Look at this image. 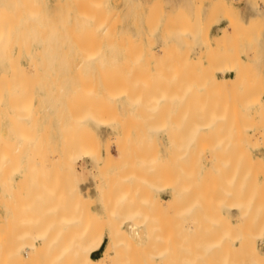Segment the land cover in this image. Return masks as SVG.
<instances>
[{
	"label": "rangeland",
	"instance_id": "374dc122",
	"mask_svg": "<svg viewBox=\"0 0 264 264\" xmlns=\"http://www.w3.org/2000/svg\"><path fill=\"white\" fill-rule=\"evenodd\" d=\"M90 1L93 2V0H90ZM96 1H100L99 4L101 5V3H102V5H103V1L95 0L94 2L96 3ZM94 2H93V4H95ZM53 3H54V0H45L44 7H45L47 12L52 11ZM104 4L105 5H103V6H107L108 8H110L108 10V13H109V11H112V12L114 11V13L116 14L117 20L114 21L113 23H111V25L116 27V28L114 27L115 30L112 29V30H110L109 33H104V32L92 33V32H89L88 29L80 28L79 27L80 22H78L77 19L76 20L72 19L69 22H67V27H66L67 31L64 34V39H63V41L66 43V46H65L63 52L56 53L53 49L51 50V52L48 55L47 54L46 55L36 54V52L32 53V54H29L26 51L22 52L21 55L19 56V62L24 67H27L28 62L30 61L31 57L32 58H42L44 60V62H45V60L47 61L46 58H48L47 63L48 62L51 63L49 66H47L49 68V70L42 73L41 75L37 76V78L36 77L35 78L27 77L29 79H26V77H25L24 79L27 81H24V79L21 80L20 84L23 86V88H24L23 90L25 91V93L27 95H26V97L22 98V100L20 99L21 102H20V100H18V103L17 104L15 103V111H17L16 115L14 112L12 113V111H9L10 108H8L4 111L3 110L0 111V122L3 121L7 117H9V118L13 117V119L15 118L14 121H16L12 125H10L11 124L10 122H8L10 124H8L6 122V123H3V125H2V129L0 130V136L2 138L1 137L0 138L1 139L4 138V141L8 140L6 145L8 144V142H11L9 140H12V143H9L10 145L11 144L12 145L11 146L8 145V147H10V148L7 149V146H5V144L3 143L4 141L2 140L3 144L0 145V148H2L3 150L1 149V151H6L5 154L6 155L8 154V156L10 158L12 157L11 160L12 159H14V160L19 159L18 161H20L21 159H24L25 161H27V159L29 160L28 157H30V156H31L30 160L38 158L40 156H43L44 159L42 162L43 164L41 165V169H39V170L37 169L36 173H38V177L40 175H42L41 177L44 180V182H43V180H38V182L40 181L41 184H37L39 186H37L36 184L35 185L37 187H39L40 189L42 188L41 189L42 191L46 192L49 189V187L52 186V184L55 186V182H54L55 180L59 182V177H60V182L62 181L61 175H60L61 172H63L62 171V169H63L62 163H60V160H59V162L55 161L54 158H52V155L54 152L62 155V153L65 152V150H66V149H64L65 146L63 145V138H62L61 133L59 132V129L57 128L56 121L58 119H60L58 114H60L61 118H63L64 115H66V112L64 113V111L67 110V108H68V110L70 109V106L68 107V104H70L68 102L70 100H67V102H66V99H64L62 101L63 98H60V97H58V98H60L61 100H58L54 93H53V95L52 94L46 95L44 92V90H46V89L49 90V87H51V86L52 87L50 89H52V88L56 89L55 87H58L57 84L62 83L61 82L62 81L61 76L71 74V72H69V70H68L70 67L67 68L64 66L65 68H63V65H61L62 62L60 61V59H62V61L65 60L66 63H68L67 66H69V65H71V62H73L74 60H77L80 58H87V60H86L87 64L81 66L79 68V70L77 71L79 74L78 76H80V78L83 81L88 80L89 78L90 79H94V78L97 79L99 82L98 87H100V83L102 80L105 81L106 83H108V85L110 87H112L110 89V92H112L111 96H112V94H114V95L110 99H105V100H109V102H106V104H104L105 102L102 103V101H101V103L103 104L104 107L102 106L101 103L99 104L100 101L98 103L83 102L81 104H78V105H80L79 107H81L79 114L81 113L80 114L81 116L90 117L92 120H90L91 123L89 122V125L91 126L93 123L92 126L93 127L96 126V128L94 127L95 128L94 129V128H92V126L91 127L89 126V130L91 128L90 131H92V132L90 133V131H88V134H86L87 133L86 131L88 129L87 127H86V131H84V133H82L83 132V130H82V132H81L82 135H80V132H79L80 138L82 137L79 145L80 144L83 145L84 143H86V144L88 143L87 147L84 145L83 146L80 145L81 147L80 146L79 147L78 146L72 147L73 151L71 150L72 148L70 149V151L76 155V157H74L75 155L70 152L71 153L70 158L73 159L74 164H75L74 166L77 167V174H78V175L76 174L77 177L73 176V178H74V179L72 178L73 182H75L77 184V186L82 191L87 186L90 189L92 188L91 190L93 193L89 198H85L86 201H85L84 205L79 204V203H82V202H79L77 204V207H78V205H80L81 207H85L86 209H89V211L91 210V212H94V213H92V215H91V212L90 213L88 212L89 213L88 214L85 211V213L83 215L84 211L82 210L83 211L81 213L82 217L80 215H78V218H77L76 217L77 215L75 216V211H73L71 208L68 209L69 206L64 207L65 209L67 208L66 210L63 208L60 209V207H59L57 210L59 212H57L55 210L56 213L59 215V216L57 215V219H56V221L59 224V226L57 227V230H55L56 228H53L54 224H55V227L58 225L56 221L53 224H47V226L45 223H43V224L40 223L41 225L39 224L40 227L39 226L38 227L41 229L44 227V229L50 233V234L47 233L49 236L50 235L59 236L61 233H62L61 234L62 236H66L67 232L69 233V235L71 234V236H72V234L75 235L76 231L79 232L78 229H81L80 231H82V228H84V226H86L84 228V230H85L88 228L91 229V227H94V228L97 227V228L101 229L103 226L106 225V224H103V222H102L103 219L101 216L102 210L107 211L106 207L103 206V204H102V201L104 202L105 199H102V198L99 199L96 196V194H94L95 192L93 190V186H94L95 179L93 178L90 170H88V167L85 168L84 165L92 167V165L94 163V156L96 154V151L98 150V148L101 151H104V147L107 145V143H108L107 146H109L111 150H110L108 155L107 154L103 155L105 164H112V165L118 166V165H122L128 161L131 162V164H132V162L138 164V162L140 163L143 160V162L147 166L145 168V170H141L138 174V178H140L139 182L142 183L143 187H139L140 192L134 193V195L137 194V197H136V200L134 199V201L131 202V206L128 209V213H131V214L134 213V214H139V215L141 214L142 215V216L140 215L141 217H144L143 215H145L144 218H147V219L149 216H154V217H152V219L154 218V220H157L158 214H159V212H161L159 210V208L157 207L158 206L157 201L161 198H162V201H165V198L166 199L168 198V194H167L168 191L167 190H169V189L167 188V185L170 184V182L172 181V178L175 177L174 175H172L174 173V171H173V173L170 172V171L174 170V168L173 169L170 168V167H173L172 165L170 166L171 162H173L172 164H174V161H172V159H171V158H175V157H172L174 155V154H172L173 152L171 153V148L174 147V148H172V150L174 149L175 154L177 153L176 156H179V157L183 152L186 153V151H187V154H189L190 152L188 150L192 151L195 148L198 149V150H195L196 154L194 152L195 156L193 154V156L195 158H193L192 153H190V155L192 157L191 159H193V160H191L189 158V155H188V158L186 157V160L189 161V159H190L191 164L192 163L194 164L197 160L199 161V162L197 161L199 163L197 168L196 167H195V169L189 168V171L191 170L190 172L188 171L187 168L191 167V164L189 165V162L186 161L188 163V165H187L188 167L185 168V166H184V169L186 171H188V173L185 170L182 171L181 167L179 168V166H178L179 164L178 165L176 164L178 166L177 169H180V171H181L180 172L178 170L179 172H177L175 169V171L177 172V175H176L177 177H178V174H180L182 172L186 176L189 177L188 174L195 170V176L192 175V178H193V176L195 177V178H193V181L196 179L194 181L196 184H193L194 182L192 181L191 175L189 178V179H191V181L185 180V181H187V182H185L184 181L185 178L182 179L185 182L184 183L185 185H187V183L193 184V186H189V187L187 185L186 188L188 187L189 189L186 190V188H185V190H184V192H186V191L188 192V196H190V201L188 200L189 197L187 195L184 194L185 196H182L183 191L181 192L180 190L181 189L183 190L185 186L183 185V183H181V181L179 183V179L177 180V182L179 183V185L177 184L178 190H179L178 198H180V197L181 198L185 197V198L183 200L181 198L178 199L180 201L179 202L177 200V202H179L178 205H176V203H175L173 205L174 207H171L170 209L167 210V214L172 213V216L168 215L170 217H173V215H176L174 213V210H175V212H177L179 210L181 212L183 211L181 213L182 215L184 213V217L182 216L183 219H181L182 217L178 212H177V214H179V215L176 216V217H180L178 220L181 222L178 221V224L176 223V225L178 226V230L182 231L181 236H182V234L185 233L184 229H186L185 226L188 224V223L186 224L187 219L190 220L189 223H191V221L196 222L195 221L196 219L199 220V218H202V217H198V214L196 212L199 211V214H200V211L206 212V210L209 209L211 202L206 203V201H204L202 199L200 200V195L202 193H204V194L206 193L205 195H207V196H209V195L212 196V197L209 196L210 201H212L213 199L214 200L217 199V201H218L219 200L218 197H221L220 199L223 201H221V200L218 202L216 201L217 204L219 203L218 207H220L221 209H223L224 205L229 204L230 203L229 200L235 194H237L232 199H234V201H237L236 199L238 197H240L242 205H244V208L246 207L244 212H247V213L249 212V214H250V212L252 213L250 215L247 214L245 216V217H247L248 215L250 216L248 219L250 220V218H251V220H250L251 223H253V221L256 220L257 218H260V215L262 218V216H264V215H262V213H264V138H262L260 134L261 133L264 134V0H104ZM65 5L68 7L67 11L69 13L70 12V6H71L70 0H67L65 2ZM221 22H225L226 25L221 27V28H215V29L213 28L214 25H217ZM55 36L57 37L58 35L56 34ZM215 38H220L219 45L214 44L212 42V40ZM30 40H31V38L28 39V41H30ZM57 50H58V48H57ZM158 56L159 57L161 56L163 58V61L160 62V60H162V59H160ZM113 58L118 59L115 62V63H117L116 67L114 66L116 70H113V73L111 72L110 74L109 73L107 74L105 72L109 66L108 67H106V66L108 65L109 61ZM153 58H156V59L159 58V61L156 59H153ZM1 59L5 63H7V57L4 54H2ZM155 60L158 63L155 62ZM154 66L161 67V69L166 71V73L169 75V77L171 76L168 81H171V79H172L171 82L175 83V80L177 81L175 84L172 83L173 86L170 84L171 82H169V84H168L169 86H166L168 88V90H169V87L172 88L173 90H175V88L177 86H180V87H177V89L174 92L172 91L174 94L171 93V91H170L171 89L169 90L170 92L168 91V95L171 93V95L173 97L172 98L168 97L165 99L167 101L166 104H168L167 108H165L167 105H164V103H163L164 101H162V102L156 101L154 97H153L154 98L153 101L157 102V103L156 104L153 103L154 106H152V104L150 103V100H152V98H149L150 100L147 101L148 98H146L147 99L146 100L144 95L141 93L142 91H140V90H142V88L140 89L139 86H136L138 83L140 85V83L143 81V79H140L139 77L143 78L144 74L146 75L147 69H149L150 67H154ZM9 67H12V66H9ZM27 69H29V68L27 67ZM64 69H65V71H64ZM0 72H1V68H0ZM175 74H178L179 77H178V75H175ZM52 76H53V78H52ZM109 77H111V78L109 79ZM172 77L173 78L175 77L174 80ZM182 77H184V78H182ZM42 78L43 79L45 78V79L42 80ZM101 78H102V80H101ZM103 78H105V80ZM38 79H39V81H38ZM51 79H52V81H51ZM53 79H54V81H53ZM55 79L56 80L58 79V81L55 82L56 81ZM111 79H113V80H111ZM115 79H117V80H115ZM134 79H135V81H134ZM180 81H182V82H180ZM183 82H185L184 84L187 86V88H193L194 87L195 89H197L196 90L197 92L195 93V91H193L192 95H196L198 93V91H201L199 89L200 85L199 86L196 85L199 82L201 84H203V83L204 84H206V83L216 84V86H218V88H219V90H217L218 94L214 93V95L210 94L211 96H208V97H211L210 100H212L213 96H215V98L212 102L208 100L209 106L206 107L207 104H206L205 100L208 99L207 96L204 95L203 99L204 98L205 99L203 100L201 98V100H203L204 102L200 103V99H199L200 97H198V96L201 94H199V95L197 94L195 96V97H197V99H195V97H193L190 94L191 95V99H190L189 94L187 93V95H186V93H184V89L182 88L183 93L185 94L183 96L184 97L186 96L187 98L183 97V100H181L182 96L181 97H178V96L181 94L180 89H181ZM4 83L6 86L7 85L6 82H1L0 85L2 84V86H3ZM54 84H55V86H54ZM111 84H113V85L111 86ZM184 84H183V86L186 87ZM141 85H140V87H141ZM192 85H193V87H192ZM2 86H0V87L2 88ZM3 88H5V87H3ZM135 88H137V90H135ZM178 88H180V89H178ZM187 88H186V91L188 90ZM26 89L28 91L30 90L29 93H27L28 91H26ZM112 89H113V91H112ZM191 90H194V89H191ZM219 91H221V92H219ZM129 92H131V93H129ZM175 93L178 94V96ZM220 93H221L222 101L219 100L220 98H218ZM202 94H204V93H202ZM30 95H31V97H30ZM51 95L54 96L53 97L54 99L51 98ZM127 95H129V96H127ZM27 96H29V97L27 98ZM47 96H50V97L47 98ZM55 97H56V99H55ZM142 97H144V100H142L143 102L141 101V99H143ZM25 98L27 99V101ZM175 99H176V102L173 101ZM178 99H180V100H178ZM187 99H189V100H187ZM198 99H199V102H197ZM6 100L8 101L7 97H6ZM11 100L12 99H10L9 101H11ZM97 100H99V99H97ZM102 100L105 101L104 99H102ZM193 100H196L197 103ZM216 100L219 101V103H217ZM112 101H113V103H111ZM133 101H135V103ZM145 101L147 102V104L145 103ZM180 101H182V103H180ZM183 101L185 102L184 104H183ZM186 101L189 103L188 105H187ZM191 101H192V103L193 102H195V103L192 104V103H190ZM12 102H13V100H12ZM114 102H115V104H114ZM141 102H142V104H141ZM223 102L224 103L226 102V103L223 104ZM22 103H24V104H22ZM85 103H87V104H85ZM139 103H140V105H142V107H143L142 110H144V111H148L149 109H147V108H151V106H152L151 109L153 111L150 110L148 112L150 114V116L148 113H146L147 116H149V118L147 117L148 119H146L145 113H144L145 114L144 116H141L142 110L138 111V109L141 107V106L140 107L137 106V104L139 105ZM143 103L146 104V106L143 105ZM161 103H163L164 109L166 111H168V113H170V114H171V112H173L172 114L175 117H172L173 115L170 116V114H168L167 112L164 114H160L161 115L160 116L159 112L165 111L164 109H162L163 107H162ZM178 103L180 104V106L178 105ZM203 103H205L206 105ZM97 104H98V106H96ZM133 104H135V105H133ZM185 104H186L187 108L185 107ZM191 104H192V108L189 107V105H191ZM200 104L202 106H200ZM215 104L217 107L215 106ZM220 104H222V105H220ZM86 105H90V106H86ZM126 105L127 106L130 105L131 107L137 108V112H138L137 115L133 116V114H132L133 118L128 117V114L127 115L125 114L126 113L125 110H126V108H128V107H126ZM148 105L149 106L151 105V106L149 107ZM157 105H158V107L161 106L162 108L157 109ZM16 106H18L17 108L19 110H16ZM61 106L63 107L64 111H63V109L60 108ZM177 106H179V107H177ZM182 106H184V108ZM23 107L25 109H21ZM114 107H116V108H114ZM197 107H199L201 109H202V107H204V109L210 108L209 109L210 112L208 109H206V110L202 109V111L200 112V111H198L200 109H197ZM179 108L180 109L183 108V111H180ZM188 108L191 110L193 108H196V110L193 109L194 113L197 116L200 115V113H201L202 116L201 115L200 116L205 117V120L201 121L204 118H202L201 120L197 119V118H201V117L195 118L194 114H193V118H195L197 120L193 119L191 117L192 116L191 112ZM212 108L214 109L213 111H212ZM60 109L62 110V113H60L61 112V111H59ZM154 109L156 111L159 110V112L156 113L157 116H156V114H154V112H156ZM215 109L217 110L216 113H218V114H217V116L213 117L212 112L216 111ZM68 110H67V112H68ZM203 110H204V115L202 114ZM19 111L20 112L23 111L22 116L24 118V114H25V117H26L25 119L21 120V116H20L21 113L19 114ZM58 111H59V113H58ZM178 111H180L178 113L180 115L185 114V117L183 115V119L179 116L180 121L176 117L177 114H175V112H178ZM188 111L190 112V115L186 114V113H189ZM205 111H207L209 113V115L211 114L212 117H210V116H209L210 118L207 117V115H205ZM4 112H5V114H7V115L10 114V115L6 116L4 114ZM152 113L157 119L152 115ZM11 115H13V116H11ZM142 115H143V113H142ZM162 115L163 116L165 115V117L163 118ZM168 115H169V117L167 118L166 116H168ZM220 115L223 116L222 119H220L221 118ZM140 116L143 118H140ZM57 117H59V118L57 119ZM158 117L159 118L161 117L160 118L161 120L158 119ZM186 117H188V118L191 117L194 120V122H195L194 124H196L194 126L196 128H198L197 133L192 132L194 130H191V128L188 129V127H191V125L193 124V123L191 124V122L193 120L189 121V119H191V118L188 119ZM151 118H153V120H151ZM174 118H175V120L177 118V120H178V122H176L177 124L175 123ZM208 118L210 119L209 120L210 124H212V127H211L212 131L207 130L208 123L202 124ZM224 118L226 121H224ZM17 119H18V122H17ZM141 119H143V120L146 119V120H144L146 122H143V120H141ZM186 119L188 120V122L186 121ZM211 119H212V121H211ZM215 119L216 120L220 119L223 121H221V123H220V120L216 121ZM149 120H151V121H149ZM162 120H163V122H162ZM166 120H167V123L165 122ZM23 121L25 122L24 128H22V125H24ZM141 121L143 122V124L141 123ZM148 121L151 122V125L149 124ZM158 121H159V123L161 121L163 124L160 125L161 123L159 124ZM101 122H103V123H101ZM196 122H198V123L200 122V123L198 124ZM215 122H217V123H215ZM15 123H18V124H15ZM104 123H110L112 125H110V124L104 125ZM145 123H147V124H145ZM152 123L154 124V127H152L154 132L149 127V126H153ZM180 123H181V125H180ZM184 123L185 124L189 123V125L190 124L191 125L187 127V125H184ZM213 123H215V124H213ZM14 124L17 126L20 125V126L16 127V128H18L17 132L14 130L15 129ZM156 124H157V127H156ZM166 124L167 125L170 124V125L167 126ZM98 125H102V126H98ZM215 125H218V127L224 126V128H221V127L218 128ZM12 126H14V129ZM144 126H145V128H144ZM181 126H184V127H181ZM200 126H201V128H200ZM214 126H215V128H214ZM19 127L22 128V130L20 129L21 131H19L20 133L18 132ZM162 127L163 128L166 127L165 129H167V130L163 129ZM141 128H144V130H141ZM176 128L177 129L179 128V129L177 130ZM183 128H184V130H188V131H184V132H186L187 135L184 134V132H181V135L182 136L184 135L183 137H181L182 138L181 139L180 138L181 135H179V137H178L177 133L180 132L181 129H183ZM192 128H193V126H192ZM196 128H195V130H196ZM199 128L201 129V131L204 132V134H207L208 132H210V134L208 133L209 137L202 135V136H205L204 138L206 141L203 140V142H202L199 140V134L201 135V133L199 132ZM214 129L215 130L217 129L216 132L219 133V135L217 133L216 137H219V138L221 137L220 138L221 140L219 138L217 139L220 141V143H218V141L216 143L217 146L219 145L218 147L216 145H214V143H213V142H215L213 140H216V139L214 138V136L213 137L211 136L212 132H214ZM140 130H141V133H143L142 131H144V133H145V136L142 135L141 138L139 137ZM145 130H147V132ZM171 130H175L177 132V133H175V135L180 140H182L184 144L182 143V141H180L178 139L177 140L174 139L175 136L174 137L168 136L170 134L169 131H171ZM224 130H226V131L223 132ZM227 130H228V132H227ZM22 131H23V133H22ZM189 131H191L193 138H192V135ZM234 131H235V133H234ZM260 131H262V132H260ZM13 132H14V134H13ZM205 132H207V133H205ZM166 133H168V134H166ZM224 133H226L225 135L228 134L229 136L227 135L228 136L227 137V136L223 135ZM233 133L235 136L232 137ZM15 134H16V136H15ZM22 134H23V136H22ZM129 134H131V135L129 136ZM134 134H135V136H137V134H138L137 138H135V136H132ZM188 134L190 136L189 139L187 137ZM196 134L198 136H194ZM215 134L216 133L214 132V134H212V135H215ZM83 135L85 136V139H84ZM154 135H156V136H154ZM21 136L23 139L21 138ZM122 136H123V139L121 138ZM125 136H127V137H125ZM194 137L195 138L197 137L196 139L198 140V142L196 141V139ZM206 137L208 139L211 137L210 138L211 140H212V138H214V139L211 142V141L207 140ZM77 138H78V135H77ZM128 139H129V142H125V140L128 141ZM136 139L137 140L140 139V140L137 142ZM191 139H192V141H191ZM200 139L202 140V138H200ZM226 139H227V141L230 140L229 141L230 143L225 142ZM19 140H20V142H19ZM25 140H27V141H25ZM188 140H189V142H188ZM222 140H224V143H227V145L229 144V146L231 145V141L233 143V141L237 140V141H235V144L233 147V148H236V151H237L236 152L234 149L233 159L231 157V160H230V158L227 157V156L232 154L230 152L232 149L229 148V150H228L227 149L228 147L226 148V146H224L225 144L222 142ZM15 141L18 143L16 144ZM115 141H118L120 143H124L125 145L122 147L116 148ZM167 141L170 144V147H167V148L165 145L158 146L156 144V143H158V144L165 143ZM170 141L171 142L174 141V144H173L174 146L171 144ZM22 142H23V144H22ZM175 142H179V144L177 145V143H175ZM187 142L189 143V147H191V145H192L191 148L187 149V147H188V145H186ZM194 143H195V145L198 144V146L199 145H201V146L198 147L196 145V147H195ZM205 143H208V144H205ZM209 143H212L213 146L211 144L209 145ZM18 145H20V146H18ZM222 145L224 146V148L222 147ZM1 146H3V147H1ZM24 146H25V148H24ZM35 146H37V147H35ZM63 146H64V148H62ZM193 146H194V148H193ZM215 146L217 148H221L219 150L220 152H222L223 150L226 149L229 151V153H231V154L227 153L228 154L227 155L224 152L225 156L222 153H221L222 155L218 154L219 158H220V156L221 157L224 156V157L220 158L221 160L218 158V160H220V161H218L217 165L219 167L220 166L219 164L222 163L223 164L222 168L225 167V169L223 168L222 170H219L218 174L215 173L216 175L211 170V163H210L211 161H210V157H209L210 152H208V150L209 151L213 150L215 148ZM14 147L15 148L18 147L20 149L18 150V148H16V150H14L15 149ZM84 147H85V151H83ZM181 147L182 148L185 147V151ZM29 148H32V149H29ZM37 148H38V150L40 148V150H39L40 156H38ZM74 148H76L77 150ZM80 148L83 150L79 151ZM211 148H213V149H211ZM222 148H223V150H222ZM62 149H63V151H62ZM180 149H182L183 152H181ZM8 150H9V152H8ZM13 150H14V152H13ZM17 150H18V152L19 151L20 152L18 154H15V152H17ZM28 150L29 151L31 150V152L35 150L34 156L29 155V153H27ZM42 150H43V152H42ZM74 150H76V151H74ZM11 151L15 154L14 156H13V153H11ZM57 151H59V152H57ZM93 151L95 152V154ZM177 151H179V152H177ZM239 151H240V153H239ZM2 153H4V152H2ZM9 153H11L12 156ZM87 153L92 154V156L87 155ZM169 153L172 154L171 158H170L171 154L169 155ZM184 153L182 154V156L183 155L187 156V154H184ZM207 153L209 154V156ZM237 154L240 155V157ZM168 155H169V157H168ZM242 155L244 156V158ZM179 157H177V159H179ZM226 157L228 158V160ZM240 159H242L245 163L242 161H241L242 162L241 163ZM14 160H12V161L14 162ZM224 160H225V162H222ZM16 161H15V163H17L18 167L19 168H20V166L22 167L20 162L18 163V161L17 162ZM231 161H232L233 168L234 167L237 168V166H239L237 169L234 168L236 170V172H239L238 169L240 168L241 174H239L238 176H237V173L234 172V170L232 171L233 168H231V164L229 166L228 162L231 163ZM200 162H202V163H200ZM15 163H14V166H12V168H11L12 170H9L10 168L5 169V167H3L5 169V170H3L2 167H0V170L2 172H4V173H2L0 171V174H1L0 175V184L3 186V188H2V186L0 185V191H1L0 192V195H1L0 196V199H1L0 200V215H2L3 217L5 214L6 206H8L12 202V200L17 195H19L20 192L22 190H24V188H25L23 186L25 185L26 181L25 180L22 181L23 178L25 179V176H23V175L20 176L19 174L16 173L15 170H17V169H14V167L17 165H15ZM58 163H60V165ZM238 163H240L241 165H239ZM243 163H244V165H243ZM195 164L192 167H194ZM225 164H228V165H225ZM235 164L237 166H234ZM12 165H13V163H12ZM207 165L210 167V170H208V171H211L212 172L211 175H214V178H213L214 183L213 182L210 183L212 181V177H213L211 175H209L210 179H211L210 182H207V181H209V180H207L208 179L207 175L209 172H206V173L204 172L206 176L201 174L202 170L204 171V169L208 168ZM58 166L61 168H59ZM228 166H229V169L227 170ZM244 166H246V167L248 166L247 167L249 170L248 172L245 171V169L247 170V168ZM220 167H219V169H220ZM59 169L61 171H59ZM241 169H243V171H245L247 173V178L249 177L248 179H246L245 177L242 176L243 173H245V172H243ZM226 170H227L229 178L231 176L232 177L234 176L233 178L232 177L230 178V181H229V179L228 180L224 179L225 177H227ZM44 171H46L45 172L46 174L44 173ZM47 171L49 173L48 175H47ZM220 171H222V173H220ZM223 172H225L224 175H226V176H222ZM112 173H115V171L114 172L112 171ZM248 173L251 174V178L248 175ZM4 174H6V175H4ZM25 174L26 173H24V175ZM169 174L172 175V177L169 176ZM219 174H220V176H219ZM229 174H231V175H229ZM111 175L112 174L109 175V177L111 178V183H114V181L117 179L118 176L116 173L113 174L112 177H111ZM201 175L203 176L202 182H201V179H202ZM43 176H44V178H43ZM46 176L48 177V179ZM54 176L56 178L58 176V179L54 178ZM114 176H116L115 179H113ZM198 176H200V179L198 178ZM220 177H222V178L224 177L223 181H227L226 185L228 183L229 187L226 186L223 181H221ZM235 177H237L236 180H235ZM19 178H21V180ZM38 179H40V178H38ZM5 180H6V182H5ZM47 180L52 182V184H48L49 181L47 182ZM198 180H200L199 183H197ZM205 181L207 182V186H205V184H206ZM235 181H238L239 183H241V184H239L237 182L238 186L236 185V189H238V191L235 190L236 193L235 194L233 193L232 194L233 196L231 194L228 195L229 192L232 193V191H234V187H235V183H236ZM73 182L71 181L72 184H73ZM158 182L160 185L157 184ZM81 183H83V187H81V185H80ZM141 183H139V184H141ZM56 184H57V182H56ZM154 184H157L158 186H156ZM180 184H182V187ZM192 184H189V185H192ZM198 184H201V185L199 186ZM215 184H216V186L219 185L220 189H221V187L224 189L223 192H222L223 189L222 190L217 189V190H219V192L220 191L222 192V195H220L221 193L219 194V192H214V193H216L214 196L213 192H211V189L216 187ZM230 184H232V185H230ZM46 185H48V186H46ZM89 185H91L92 187ZM194 185L195 186L197 185L199 187H197V186L194 187ZM233 185H234V187H232ZM59 186H60V184H59ZM210 186H211V189L209 190ZM158 187L162 188V189H158ZM193 187L196 188V190L193 189ZM219 187H216V188H219ZM237 187H239V188H237ZM82 188H84V189H82ZM179 188H181V189H179ZM190 188L193 189L192 192L190 191ZM199 188H200V190H199ZM206 188L208 189V191L206 190ZM239 189H241V190H239ZM12 190H14V191H12ZM13 192H14V195H13ZM18 192H19V194H18ZM115 192H116V190H111V193L109 192V196H108V198H106L109 202H106V206L109 205L111 202L110 194L113 195ZM187 192H186V194H187ZM15 193H17L16 196H15ZM138 193H140V194H138ZM204 194H202V196H205ZM226 195H227V198H226ZM197 196H198V199H197ZM207 196H205V198H207ZM236 196H238V197H236ZM67 197H69V196H67ZM187 197H188V199H186ZM193 197H194V199L196 198L195 199L196 203L199 202L200 204H202V201H203L202 207L200 205V208H199L198 203L197 204L193 203V202H192L193 204L190 203L191 200L193 199ZM213 197H216V198H213ZM4 198H5V200H4ZM6 198H8V199L11 198L10 199L11 202L7 201L8 199H6ZM205 198H203V199H205ZM74 199L75 198H72V200H74ZM224 199H226L225 201L228 200L229 202L226 203L224 201ZM64 200H65V197H64ZM184 200H186L187 203L189 201V203L191 205H189V207H188L187 203L182 202ZM205 200H207V202H209L208 199H205ZM214 200H213V202H215ZM54 201H53V204H56V203H54ZM231 201H233V200H231ZM58 203H59V200H58ZM58 203H57V207H58ZM182 203H183V205H182ZM47 204H49V206H50V202H48ZM208 204H209V206H208ZM59 205H60V203H59ZM175 205H176V207L178 206L177 207L178 210L175 209L176 208ZM203 205H205L204 207L207 206L206 210L204 209ZM51 206L53 207L55 205H51ZM153 206H155V208ZM179 206L182 207V209H180ZM201 208L204 210H202ZM196 209H198V211ZM65 211H67L66 214L64 213ZM149 211H151V212H149ZM60 212H61V214H60ZM70 212L72 215V219L70 218L71 220L69 219V217H71V216H69L70 214L68 215V213H70ZM135 212H137V213H135ZM194 212H195V214H197L196 216H193ZM143 213H145V214H143ZM190 213H193V215H191ZM259 213H260V215H259ZM185 214H190V215L188 216ZM203 214H204V212L202 213V216H203ZM67 215H68V217H66ZM252 215L255 216L254 217L255 219L253 218ZM64 216H65V218H64ZM186 216H188V218H186V220H185ZM3 217H1V219H4ZM59 217H61V218H59ZM75 217L77 218V220ZM87 217L88 218L92 217L93 219H100L101 218V222L94 220L98 223L100 222V224H98V223L95 224L94 221L92 220V218H90V220H92L93 222L89 220L90 221L89 225H83V227L81 228V225L78 223H81L80 221H82V223H83V220L87 221V219H88ZM245 217L242 219H237L236 216L234 215L233 220H230L231 217H229V218L226 217V220H228V219L230 220L229 221L230 224L228 223L225 225V223H227V222H224L223 224L225 226H227L226 229L230 226V228H228V229L231 232L228 231V233L226 232L225 234L224 233H222V234L220 233V234H221V236L223 235V237H225V239L227 237L228 240L227 241L224 240V241L226 242L225 244H227L228 241L230 242V243H228L229 247L227 245L228 249H227V253L225 254V256L222 255L220 252H218V254H217V251L219 250V248L217 249V251L216 250L215 251L214 250L209 251L210 252L209 254H211V255L208 254L210 257L208 255H206V257L208 256V260H211L212 264H215L216 262H217V264H219V263L222 264L223 263L222 261H224L223 264H228V262H230V264H232V263L235 264L236 263L235 260L237 261V259L238 260L241 259L239 257V253H238V244L240 243L239 239L241 238V235L243 236L242 233L247 231V228L245 226L246 224L244 223V221L247 222L248 220ZM80 218L81 219L83 218V219L81 220ZM149 218L152 222L153 220L151 219V217H149ZM252 218H253V221H252ZM261 218H260V220L257 219V220H259L258 221L259 224L264 222V219H262V221H261ZM65 219H67L69 221L66 220L67 221L66 222ZM257 220H256V222H257ZM221 221H222V219L218 221V223L220 222L219 223L220 226L218 224V227H217L219 229V231H220L221 227H222V229H225L224 225H222L223 221L222 222ZM72 222H73V224H72ZM151 222L149 223V225H153L152 227L150 226V228H153L155 226L154 223L156 221L155 222L153 221L154 223L153 222L151 223ZM173 222L174 223H172V225H170V226H173L176 221H173ZM182 222H183V224H182ZM0 223H2V225H5V230H4L3 227L1 228V224H0L1 231L4 230V232L0 231V233H2V234L5 233L6 228H7L6 226H8V228H7L8 231L11 228V231L13 232L14 227L11 223H7L5 220H2ZM76 223H77V227H78V225H80L79 228H76V225H75ZM91 223L95 224V226H92ZM179 223H180V226H179ZM247 223H249V222H247ZM251 223H249V224H251ZM86 224H88V223H86ZM262 224H264V223H262ZM262 224L260 226L258 225L259 228L261 226H264ZM69 225L71 226L72 231H70V230H69L70 232L65 231L68 229V227H70ZM231 225H233L234 229L231 227ZM66 226H68V227H66ZM73 226L75 227L74 230H73ZM170 226H168V227L171 229ZM247 226H248V224H247ZM256 226H257L256 223L250 226L251 228L252 227L253 228L249 232H251V234H254L253 236L256 237V238L253 237L254 242L250 241V244L256 243L257 245H259L261 247V252L264 253V231H262V233L259 232L258 226H257V228H255ZM12 227H13V229H12ZM59 227L64 230V233L62 232L63 230L62 231L58 230V229H60ZM179 227H180V229L182 228V230H180ZM48 228H49V231H48ZM51 228L54 230H51ZM103 228H106V227H103ZM174 229H175L174 227L171 229V233L174 231ZM226 229H225V231H226ZM15 230H16V228H15ZM154 230H155V228H154ZM248 230H250L249 227H248ZM261 230H264V228H262ZM50 231L53 233L55 232L56 234H51ZM179 231H177V228H176L174 231V235H176V232L179 233ZM232 231H236L237 233L232 232ZM249 232H246V234L251 235ZM258 232H259V234H258ZM229 233H230V235H229ZM232 233L234 234V236ZM226 234H228V236ZM236 234H237V236H236ZM170 235L172 236V234H170ZM60 236H59V238H60ZM221 236L219 238H221ZM230 236L233 238H231ZM249 237L251 238V236H249ZM173 238L174 237H172V239L170 238L168 240V242L170 240H172L171 241L172 244L173 243L176 244V242H179V243L176 244L177 246L175 244H173V248H175V249H173L172 247L168 248V249H170L169 254L174 250L171 253V255H167V253L165 255H167L168 258L170 256L171 257L170 260H172V257H173V260L174 259L177 260L180 257L179 254L182 253L180 251H183L186 249V252H187L188 244L191 241L188 238H187L188 242L184 239V242H185V244H187V246L186 245L182 246L181 245L182 244L181 242H183L182 237L181 238H180V236L175 237V240ZM253 238H251V239H253ZM243 241H244V239H243ZM245 241H246V239H245ZM168 242H167V244H168ZM171 242H169V244ZM241 242H242V240H241ZM147 243L149 244V242H147ZM172 244H170L168 246H171ZM243 244H246V242H244ZM247 244H249L248 241H247ZM191 245H194V244L190 243L189 246H191ZM178 246H179V248H178ZM127 247L121 246V248H123V249L120 250V248H118L117 250H118V255L122 254L121 257L119 256V259L120 258L122 259V256L124 258V259H122L121 262H123L125 260L126 262L129 263L130 259L133 258V259H131L130 264H133V263L138 264L139 262L142 264H144V263L148 264L149 263L148 260H146L144 258V255H142L143 253L140 252V251L145 252L144 249H146L145 253H147L145 255H149L150 257H152L151 255H153V253L155 251H158V249H156V248L147 249L148 247L147 248L140 247V249H139V247H138V249H137V247H134L133 249H131L130 247H128V251L126 249V251L128 252L127 253L124 250V248H127ZM184 247H186V248H184ZM142 248H143V250H142ZM176 248H178L177 251H176ZM180 248H181V250H179ZM231 248H233V249H231ZM134 249H136L137 252ZM168 249H167V251L166 250L165 251L168 252ZM230 249L232 251H230ZM123 250L125 251L126 255L123 254V252H124ZM221 250H222V248H221ZM119 251H121V253ZM130 251H133V252L135 251L136 254L132 252L133 253V255H132V253H130ZM151 251L152 252L154 251V252L152 253ZM99 252L100 251H97L95 254H93V256L98 255ZM193 252H194V250H193ZM229 252L230 253L232 252L233 256ZM173 253H175L176 255L174 254V256H172ZM138 254H140L141 256ZM183 254H184V252H183ZM229 254H230V256H228ZM136 255L138 257L137 260H139V261L137 262V260H136V263H135L134 261H135L136 257H134V256H136ZM216 255H219L218 256L219 258H215ZM130 256H132V257L130 258ZM222 256H224V260H222L223 259ZM221 257H222V259H221ZM226 258H230V259H227V261H225ZM151 259H149V261ZM216 259L218 261L219 260L220 261L218 262V261H216ZM231 259L232 260L235 259V260L232 262V261H230ZM132 260H134V261H132ZM225 262H227V263H225ZM151 263H152V260H151L150 264ZM244 264H247V263L245 262Z\"/></svg>",
	"mask_w": 264,
	"mask_h": 264
},
{
	"label": "bare ground",
	"instance_id": "6f19581e",
	"mask_svg": "<svg viewBox=\"0 0 264 264\" xmlns=\"http://www.w3.org/2000/svg\"><path fill=\"white\" fill-rule=\"evenodd\" d=\"M67 0H54V3H53V6H52V11L51 12H47L46 11V9H45V7H44V3H45V0H0V68H1V72H0V83L1 82H6L7 83V85L5 86V83L3 84V86H2V84L0 85V86H2V88L0 87V111L1 110H6V109H8V108H10V110L9 111H12V113L14 112L15 113V115H16V113H17V111H15V103L17 104L18 103V100H22V98H24V97H26V93H25V91L23 90L24 88H23V86L20 84V82H21V80L22 79H24L25 77H26V79H29V78H37V76H39V75H41L42 73H44V72H46V71H48L49 70V68L47 67V66H49L51 63H47V61H48V58H46L47 59V61L45 60V62H44V60L42 59V58H30V61L28 62V65H27V67L29 68V69H27V67H24L20 62H19V56L21 55V53L22 52H24V51H26L27 53H29V54H32V53H35L36 52V54H44V55H48L50 52H51V50L53 49L56 53H60V52H63V50H64V48H65V46H66V43L63 41V39H64V34L66 33V31H67V29H66V27H67V22H69L70 20H72V19H77V21L78 22H80V25H79V27L80 28H85V29H88L89 30V32H92V33H101V32H104V33H109L110 32V30H115V26H113V25H111V23H113L114 21H116L117 19H116V14L114 13V11L112 12V11H109V13H108V10L110 9V8H108L107 6H103V5H105L104 4V0H101V1H103V5H102V3H101V5L99 4L100 3V1H96V3L94 2L95 0H93V2L95 3V4H93V2H91L90 0H70V12L68 13V11H67V6L65 5V2H66ZM109 2V1H108ZM98 4V5H97ZM72 23V22H71ZM83 24V25H82ZM115 27V28H114ZM58 35L57 37L55 36V35ZM30 36V37H29ZM31 38V40L30 41H28V39H30ZM212 42L214 43V44H218L219 45V42H220V38H215V39H213L212 40ZM57 48H58V50H57ZM2 54H4L6 57H7V63H5L1 58H2ZM63 54V53H62ZM59 57V56H58ZM156 57V56H155ZM159 57V56H158ZM157 58V57H156ZM156 58H153V59H156ZM160 59H162V60H160V62L161 61H163V58L160 56L159 57ZM159 58L158 59H156V60H158L159 61ZM59 59V58H58ZM86 60H87V58H80V59H77V60H74L73 62H71V65H69V66H67L68 65V63H66V61L65 60H63L62 61V59H60V61L62 62L61 63V65H63V68H65V67H70L68 70H69V72H71V74H67V75H64V76H61L62 77V83H60V84H57V86L58 87H55L56 89H50L51 87H49V90H44V92H45V94L46 95H50V94H52L53 95V93L55 94V96L57 97V99L58 100H61L60 98H63L62 99V101L64 100V99H66V102H67V100H70L68 103H70V104H68V107L70 106V109L68 110V108H67V110H68V112H67V110H65L64 111V109H63V107L61 106L60 108L61 109H63V111H64V113L66 112V115H64V117L63 118H61V116H60V114H58L59 115V117H60V119H58L59 117H57V121H56V125H57V128L59 129V132L61 133V135H62V138H63V145L65 146V148H64V146L62 147V148H64V149H66L65 150V152H63L62 153V155L61 154H59V153H56V152H54L53 153V155H52V158H54V160L55 161H57V162H59V160H60V163H62V167H63V169H62V171L63 172H61V179H62V181L60 182V177H59V182L58 181H54L55 182V186L52 184V182H50L49 180H47V182L49 181V183L48 184H52V186L51 187H49V189L45 192V191H42L39 187H37V186H39V185H37V184H41V182L39 181L38 182V180H43L42 179V175H40L39 177H38V173H36V170L38 169H41V165L43 164L42 162H43V159H44V157L43 156H40V154H39V150H40V148H39V150H38V148H37V152H38V156H40V157H38V158H35V159H31L30 160V158H31V156L30 157H28L29 158V160L27 159V161H25L24 159H21L20 161H18L17 159H12V160H14V162L11 160V158L8 156V154L6 155L5 154V152L6 151H1V149L2 148H0V167H2V169L3 170H5V169H7V168H10L9 170H12L11 168H12V166H14V163H15V161L17 160L18 161V163L20 162V164L22 165V167L20 166V168L18 167V165H17V163H15V165H17V166H15L14 167V169H17V170H15L16 171V173L17 174H19L20 176H25V179L23 178V180L22 181H26V183H25V185L23 186V187H25L24 188V190H22L21 192H20V194H19V192H18V194L19 195H17L16 196V194L17 193H15V198L12 200V202H11V198L10 199H8V198H6V199H8L7 201H10L9 203V205L8 206H6V209H5V214H4V217L2 216V215H0V222L2 221V220H5L7 223H11L12 225H13V227H14V229H13V227H12V229H13V232L11 231V228H10V230L8 231L7 230V228H8V226H6L7 228H6V231H5V233H0V264H130V261H131V259H133V258H131L132 256H130V261H129V263L128 262H126L125 260L123 261V262H121L122 261V259H124L123 258V256H122V259L120 260L119 259V256L121 257V255L122 254H119L118 255V248H120V250L121 249H123V248H121V246H123V247H130L131 249H133L134 247H137V249H138V247H139V249H140V247H143V248H147V249H149V248H156V249H158V251H151L152 253H153V255H151L152 257H150L149 255H145V254H147V253H145L146 252V249H144L145 250V252L144 251H140V252H142L143 254L142 255H144V258L146 259V260H148V264H150V262H151V260H152V263L151 264H212L211 262V260H208V256L209 255H211V254H209L210 252L209 251H212V250H216L217 251V249L219 248V250L217 251V254H218V252H220L222 255H224L225 256V254L227 253V245H228V243H230L229 241L227 242V244H225L226 242L225 241H227L228 239H227V237H226V239H225V237H223V235L221 236V234L222 233H228V231H230L228 228H230V226L226 229V227L227 226H225L226 224H228L229 223V221L230 220H233V218H234V215L236 216V218L237 219H242V218H244L247 214H249V212L247 213V212H244V210H245V208H244V205H242V203H241V200H240V197H238V196H236V197H238L236 200L237 201H234V199H232V198H234V196L235 195H237V194H235L236 192H235V190H237L238 191V189H236V185L238 186V181H235L236 183H235V187H234V185L232 186V187H234V191H232V193L231 192H229L228 193V195H232L233 193L235 194L229 201H230V203L229 204H227V205H224V207H223V209H221L220 207H218V204H217V202L218 201H220L221 199V197H218V201H217V199H213L215 202H213V200L212 201H210L209 200V196H207V195H205L204 193H202V194H204L205 196H207V198H205V196H202V194L200 195V200L202 199V200H204V201H206V203H210V206H209V204H208V206H209V209L208 210H206L207 208V206L206 207H204L205 205H203V207H204V209L206 210V212L205 211H203L204 212V214H203V216H202V213L203 212H201L200 211V214H199V211H198V209H196L198 212H196L197 214H198V217H202V218H199V220L198 219H196L195 221L196 222H192L191 221V223H189L190 222V220H188L187 219V221H186V226H185V228L186 229H184L185 230V233L184 234H182V236H181V232L182 231H179L178 230V226L176 225V223L178 224V219L180 218V217H176L177 215H181V217L183 216L184 217V213H183V215L181 214L182 212L180 211H177L179 214H177V212H175V210H174V213L176 214V215H173V217H170V216H172V213H170V214H167V210L168 209H170L171 207H174L173 205L176 203V205H178V203L180 202L178 199H180V198H178V196H179V190H178V186H177V184L179 185V183H180V181H181V183H183V185L185 186L184 187V189L182 190L181 188H179V189H181L180 191L182 192L183 191V194H182V196H185V195H187L188 196V192H187V194H186V192H184V190H185V188H186V186L188 185V187L189 186H193V184H196L194 181L196 180H194L193 181V178H195L194 176H195V170L194 171H192L191 173H189L188 175H189V177L188 176H186L183 172L182 173H180V174H178V177L176 176L177 175V172H179L180 171V169H177L178 168V166H179V168L181 167V170L183 171V170H185L184 169V166H185V168L186 167H188L187 165H188V163L187 162H189V165L191 164V160H193V159H191L192 157L193 158H195L194 156H195V154H196V152H195V150H198V149H194V150H188L190 153H192V157H191V155H190V153L189 154H187V151H186V153H184L183 151H182V149L185 151V147L184 148H182V149H180L181 150V152H183L184 154H187V156H185V155H183L182 156V154L180 155V157L179 156H176V154H175V152H174V149L172 150V148H174V147H172L171 148V153L172 154H174L173 156H172V154L171 153H169V155H170V158H171V156L172 157H175V158H171L172 159V161H174V164H172L173 162H171V164H170V166L172 165L173 167H170V168H174V170H172V171H170V172H172L173 173V171H174V173L172 174V175H174L175 177H173L172 178V181L170 182V184H168L167 185V188L169 189V190H167L168 192H167V194H168V198L166 199L165 198V201H162V198L161 199H159L157 202H158V208H159V210L161 211V212H159V214H158V218H157V220H154V218L152 219V217H154V216H149V217H151V219L156 223H154L153 221V223H154V225L156 226H154L153 228H150V226L152 227L153 225H149V223L151 222V220H150V218L148 217V219L147 218H144L145 217V215H143L144 217H141L139 214H131V213H128V209L130 208V206H131V202H133L134 201V199L136 200V197H137V194H135L134 195V193H137V192H140V190H139V187H143L142 186V183L141 182H139L140 180V178H138V174H139V172L141 171V170H145V168L147 167L146 166V164L143 162V160L139 163L138 162V164H136V163H133L132 162V164H131V162H126V163H124V164H122V165H112V164H105L104 163V157H103V155L105 154H109V152H110V147L109 146H107L108 145V143H107V145L104 147V151H101L99 148H98V150L96 151V154H95V152H94V154H95V156H94V163H93V165H92V167H90V166H86V165H84V167L85 168H87L88 167V170H90V172H91V174H92V176H93V178L95 179V182H94V186H93V190H94V194H96V196L100 199V198H102V199H105L104 200V202L102 201V204H103V206H105L106 207V209H107V211L105 210V211H103L102 210V213H101V216H102V219H103V224H106L105 226H103V227H106V228H94V227H91V229L90 228H88V229H85L84 230V228L86 227V226H84V228H82L83 227V225H89V223H90V221H94V220H96V221H100L101 222V218L100 219H93L92 217H90V218H92V220H90V218H88L87 219V221H85V220H83V223H82V221H80L81 223H78V224H80L81 225V228H82V231H80L81 229H78V231L79 232H77L76 231V233H75V235H73L72 234V236H71V234L69 235V233L67 232L66 234V236H62L61 234V236H60V238H59V236H52V235H48V234H50L49 232H47L45 229H44V227L41 229V228H39L40 226H39V224L41 223V224H43V223H45L46 224V226H47V224H53L55 221H56V219H57V213H56V211L58 210V208L60 207V209L61 208H63V209H65L64 207H67V206H69V208L68 209H72L73 211H75V216L78 218V215H80L81 216V213L83 212V215H84V213H85V211H86V213H90L91 212V210L89 211V209H86L85 207H81L80 205H78V207H77V204L79 203V202H82V203H79V204H83L84 205V203H85V198H89L93 193H91V191H90V188L87 186L85 189L84 188H82V189H84L83 191L77 186V184L75 183V182H73V176L74 177H77V167H75L74 165V161H73V159L72 158H70L71 156V151H70V149L72 148V147H79L80 145H79V143H80V140L82 139V137L80 138V135H82L81 134V132H82V130H83V132L82 133H84V131H86V127L88 128L87 129V133L86 134H88V131H90L91 130V128H90V130H89V122H90V120H92L90 117H85V116H81L80 114H79V111L81 110V107H79L80 105H78V104H81V103H83V102H91V103H98L99 101V104L101 103V101H102V103H104V104H106V102H109V100H105V99H110L114 94H112V96H111V93L112 92H110V89L112 88V87H110L109 85H108V83H106L105 81H103L102 80V78H101V83H100V87H98V85H99V82H98V80L97 79H90L89 77V79L88 80H82L81 78H80V76H78L79 74H78V70H79V68L81 67V66H83V65H85V64H87L86 63ZM118 59L117 58H113V59H111L110 61H109V63H108V65L106 66V67H108L107 69H106V72L105 73H113V70H116L115 69V67H116V65H117V63H115L116 61H117ZM155 60V62H157ZM51 62V61H50ZM158 63V62H157ZM114 64V65H113ZM112 65V66H111ZM9 66H12V67H9ZM65 66V67H64ZM115 66V67H114ZM10 68V69H9ZM62 68V69H63ZM59 70V69H58ZM64 71H65V69H64ZM77 72V73H76ZM46 75V74H45ZM44 75V76H45ZM171 75V74H170ZM175 75H178V74H175ZM27 77H29V78H27ZM135 77V76H134ZM133 77V78H134ZM171 77V76H170ZM169 75L166 73V71H164L163 69H161V67H159V66H154V67H150L149 69H147V71H146V75L144 74V77L143 78H141V77H139L140 79H143V81L140 83V85H141V87H140V85H139V83L136 85V86H139V88L141 89L142 88V90H140V91H142L141 93L144 95V97H145V99L146 98H148V100L147 101H149L150 99L149 98H152V100H150V103L152 104V106H154V104L153 103H157V102H154L153 100H154V98H155V100L156 101H159V102H162V101H164L163 103H164V105H167L165 108H167L168 107V104H166V98H168V97H170V98H172L173 96L171 95V93H173L176 89H177V87H180V86H177L176 88H175V90H173L172 88H170L169 87V90L171 91V93L168 95V88L166 87V86H169L168 84H169V82H171L172 81V79H171V81H168L169 80ZM178 77H179V75H178ZM52 78H53V76H52ZM111 77H109V79H110ZM115 78V77H114ZM173 78V77H172ZM175 78V77H174ZM174 78H173V80H174ZM177 78V77H176ZM182 78H184V77H182ZM45 79V78H44ZM43 78H42V80H44ZM104 80H105V78H103ZM48 80V79H47ZM56 80V79H55ZM107 80V79H106ZM111 80H113V79H111ZM115 80H117V79H115ZM114 80V81H115ZM24 81H27V80H25L24 79ZM38 81H39V79H38ZM51 81H52V79H51ZM53 81H54V79H53ZM58 81V79L55 81V82H57ZM100 81V80H99ZM109 81V80H108ZM134 81H135V79H134ZM133 81V82H134ZM23 82V81H22ZM112 82V81H111ZM110 82V83H111ZM177 81L175 80V83H176ZM180 82H182V81H180ZM137 83V82H136ZM172 83H174V82H171L170 84L173 86V84ZM174 83V84H175ZM185 82H183L182 83V86H183V84H184ZM25 84V83H24ZM51 84V83H50ZM115 84V83H114ZM187 84V83H186ZM48 85V84H47ZM46 85V86H47ZM113 84H111V86H112ZM126 85V84H125ZM179 85V84H178ZM181 85V84H180ZM185 85V84H184ZM196 85H200V87H199V89L201 90V91H198V95L199 94H201V95H199L198 97H200L199 99H200V103L201 102H204L203 100L205 99H203V97H204V95L205 96H211V95H214V93H217L218 94V92H217V90H219V88H218V86H216V84H209V83H206V84H201L200 82L199 83H197ZM202 85V86H201ZM27 86V85H26ZM44 86V85H43ZM54 86H55V84H54ZM176 86V85H175ZM181 86V89L183 88L184 89V93H186V95H187V93L189 94V98L191 99V95L193 94V91H195V93L197 92L196 90L197 89H195L194 87H193V85H192V87L193 88H187V86L186 87H182ZM189 86V85H188ZM3 87H5V88H3ZM29 87V86H28ZM40 87V86H39ZM26 88V87H25ZM115 88V87H114ZM138 88V87H137ZM137 88H135V90H137ZM167 88V89H166ZM186 88L189 90H187L186 91ZM42 89V88H41ZM130 89V88H129ZM178 89H180V88H178ZM180 89V91H181V94L183 93V89L181 90ZM191 89H194V90H191ZM127 90V89H126ZM26 91H28L27 89H26ZM30 91V90H29ZM29 91L27 92V93H29ZM112 91H113V89H112ZM169 91V92H170ZM173 91V92H172ZM178 91V90H177ZM115 92V91H114ZM132 92V91H131ZM131 92H129V93H131ZM204 93V94H202V93ZM219 92H221V91H219ZM31 93V92H30ZM127 93V92H126ZM128 93V94H129ZM180 93V92H179ZM180 94L179 96H178V94H176L178 97H181L180 99L181 100H183V95H185V94ZM174 94V93H173ZM191 94V95H190ZM196 94V95H197ZM211 94V95H210ZM51 95V98H53L54 96H52ZM196 95H192L193 97H195ZM127 96H129V95H127ZM134 96V95H133ZM6 97L8 98V101L6 100ZM29 96H27V98H28ZM30 97H31V95H30ZM50 96H47V98H49ZM56 97H55V99H56ZM58 97H60V98H58ZM132 97V96H131ZM144 97H142L143 99H141V101L142 100H144ZM154 97V98H153ZM186 97V96H185ZM184 97V98H185ZM206 97V98H207ZM5 98V99H4ZM187 98V97H186ZM201 98L203 99V100H201ZM214 98H215V96H213V98H212V100H210L211 99V97H208V99H206L205 100V102H206V104H207V106L206 107H208L209 105V101H213L214 100ZM218 98H220L219 100H221L222 101V97H221V93H220V95L218 96ZM10 99H12L13 100V102H12V100L11 101H9ZM26 99V98H25ZM54 99V98H53ZM97 99H99V100H97ZM102 99H104L105 101H103ZM117 99V98H116ZM129 99V98H128ZM132 99V98H131ZM180 99H178V100H180ZM195 99H197V97H195ZM199 99H198V101L197 102H199ZM224 99V98H223ZM6 100V101H5ZM21 100H20V102H21ZM24 100V99H23ZM169 100V99H168ZM187 100H189V99H187ZM209 100V101H208ZM225 100V99H224ZM17 101V102H16ZM26 101H27V99H26ZM95 101V102H94ZM97 101V102H96ZM119 101V100H118ZM152 101V102H151ZM174 102H176V99L175 100H173ZM193 101H195L196 102V100H193ZM217 101V100H216ZM24 102V101H23ZM60 102V101H59ZM130 102V101H129ZM134 103H135V101H133ZM143 102V101H142ZM142 102H141V104H142ZM187 102V101H186ZM195 102H193V103H195ZM196 102V103H197ZM61 103V102H60ZM87 103H85V104H87ZM101 103V104H102ZM111 103H113V101L111 102ZM145 103L147 104V102L145 101ZM163 103H161L162 104V107L160 106V107H158V105H157V109L159 108H162V109H164V105H163ZM180 103H182V101H180ZM185 102L183 101V104H184ZM190 103H192V101L190 102ZM192 103V104H193ZM217 103H219V101H217ZM226 103V102H225ZM224 102H223V104H225ZM21 104V103H20ZM22 104H24V103H22ZM62 104V103H61ZM114 104H115V102H114ZM126 104V103H125ZM146 104H144L143 103V105H145L146 106ZM149 104V103H148ZM189 103L187 102V105H188ZM192 104L191 105H189V107L190 108H192ZM199 104V103H198ZM203 104H205V103H203ZM205 104V105H206ZM211 104V103H210ZM84 105V104H83ZM93 105V104H92ZM121 105V104H120ZM133 105H135V104H133ZM178 105L180 106V104L178 103ZM182 105V104H181ZM220 105H222V104H220ZM219 105V106H220ZM86 106H90V105H86ZM96 106H98V104L96 105ZM102 106H103V104H102ZM114 106V105H113ZM125 106V105H124ZM137 106L138 107H140L139 109H138V111L140 110H142V105H140V103H139V105L137 104ZM149 106V105H148ZM151 106V105H150ZM149 106V107H150ZM152 106H151V108H152ZM179 106H177V107H179ZM199 106V105H198ZM200 106H202L201 104H200ZM215 106H216V104H215ZM18 106H16V110H19L18 108H17ZM21 107V106H20ZM25 107V106H24ZM21 108V109H25V108ZM94 107V106H93ZM104 107V106H103ZM106 107V106H105ZM126 107H128V108H126ZM126 115L128 114V117H132L133 118V116L134 115H137V108H134V107H131L130 105L129 106H127L126 105ZM130 107V108H129ZM136 107V106H135ZM183 108H184V106H182ZM185 107H186V104H185ZM195 107V106H194ZM205 107V106H204ZM204 107H202V109H204ZM217 107V106H216ZM65 108V107H64ZM80 108V109H79ZM90 108V107H89ZM88 108V109H89ZM95 108V107H94ZM114 108H116V107H114ZM120 108V107H119ZM151 108H147V109H149L148 111H144V110H142V113H143V115H142V113H141V116H144L146 113H148L150 110H152ZM154 108V107H153ZM156 108V107H155ZM170 108V107H169ZM183 108L182 109H180V111H183ZM187 108V107H186ZM59 110V111H61L60 113H62V110ZM96 109V108H95ZM98 109V108H97ZM161 109V110H162ZM189 109V108H188ZM193 109H195L196 110V108H193ZM191 110V109H189L190 110V112H191V117L193 118V114H194V117L195 118H197V117H201L202 115H201V113H200V115H196L195 113H194V110ZM197 109H200V110H198V111H202V109L201 108H199V107H197ZM206 109H210V108H205L204 110H206ZM85 110V109H84ZM116 110V109H115ZM121 110V109H120ZM146 110V109H145ZM155 110V109H154ZM165 110V109H164ZM177 110V109H176ZM204 110H203V112H202V114L204 115ZM214 109L212 108V111H213ZM216 110V109H215ZM2 111V112H3ZM45 111V110H44ZM54 111V110H53ZM59 111H58V113H59ZM83 111V110H82ZM81 111V112H82ZM107 111V110H106ZM117 111V110H116ZM129 113H128V112ZM153 111V110H152ZM156 111V110H155ZM163 111V110H162ZM180 111H178V112H175V114H177L176 115V117L178 118V120L180 121V117L183 119V115H184V117H185V114H178ZM186 111V110H185ZM197 111V112H198ZM211 111V112H212ZM1 112V113H2ZM6 112V111H5ZM5 112H4V114H5ZM23 112V111H22ZM22 112H20L19 111V114L21 113V120L22 119H25L26 117H25V114H24V118H23V116H22ZM46 112V111H45ZM92 112V111H91ZM102 112V111H101ZM157 112H159V110L158 111H156V112H154V114H156ZM168 113V111H164V112H159V115L160 114H164V113ZM189 112V111H188ZM190 112L189 113H186L187 115H190ZM193 112V113H192ZM207 111H205V115H207V117H215V116H217V114L218 113H216L217 112V110L216 111H214V112H212L213 113V115L211 116V114L209 115V113L207 114L206 113ZM209 112H210V110H209ZM223 112V111H222ZM221 112V113H222ZM11 113V114H12ZM54 113V112H53ZM86 113V112H85ZM145 113V114H144ZM173 112H171V114L170 113H168V114H170V116L171 115H173L172 114ZM224 113V112H223ZM18 114V115H19ZM84 114V113H83ZM132 114H133V116H132ZM149 114V113H148ZM216 114V115H215ZM6 116H9L10 114H5ZM57 115V116H58ZM62 115V114H61ZM85 115V114H84ZM130 115V116H129ZM152 115H153V113H152ZM186 115V116H187ZM3 116V115H2ZM11 116H13V115H11ZM89 116V115H88ZM140 116V118H143V117H141ZM146 116V119H148L149 118V116H150V114H149V116H147V114L145 115ZM154 116V115H153ZM156 116H157V114H156ZM161 116V115H160ZM180 116V117H179ZM127 117V118H128ZM148 117V118H147ZM155 117V116H154ZM162 117L164 118L165 117V115L163 116L162 115ZM167 118L169 117V115L168 116H166ZM172 117H175L174 115L172 116ZM171 117V118H172ZM191 117H189V118H191ZM209 117V118H210ZM220 119H222V117L223 116H221L220 115ZM2 118V117H1ZM93 118V117H92ZM136 118V117H135ZM156 118V117H155ZM161 118V117H160ZM159 117H158V119H160ZM177 118H176V120H177ZM186 118H188V117H186ZM188 118V119H189ZM189 119V121H191V120H193V119H195V118H193V119ZM202 118H204V119H202ZM206 119V121L204 122V123H202V124H205V123H208V125H207V130L208 131H212V124H210V119ZM218 118V117H217ZM15 119V118H14ZM14 119H13V117L11 118H9V117H7V118H5L3 121H1L0 122V130L2 129V125H3V123H8V122H10V123H8V124H10V125H12L14 122H16V121H14ZM138 119V118H137ZM146 119H144V120H146ZM157 119V118H156ZM170 119V118H169ZM197 119H199V120H201V121H203V120H205V117H201V118H197ZM197 119H195V120H197ZM213 119V118H212ZM212 119H211V121H212ZM220 119H218V120H220ZM97 120V119H96ZM95 120V121H96ZM141 120H143V119H141ZM143 120V122H146V121H144ZM151 120H153V118H151ZM151 120H149V121H151ZM161 120V119H160ZM174 120H175V118H174ZM175 120V123L176 122H178V120L176 121ZM216 120V119H215ZM218 120H216V121H218ZM140 121V120H139ZM148 121V122H149ZM186 121L188 122V120L186 119ZM221 121H223V120H220V123H221ZM224 121H226L225 120V118H224ZM17 122H18V119H17ZM24 122V121H23ZM138 122V121H137ZM143 122L141 121V123L143 124ZM162 122H163V120H162ZM161 121H160V123H159V121H158V123L160 124V125H162L163 123H162ZM166 123H167V120L165 121ZM185 122V121H184ZM91 123V122H90ZM101 123H103V122H101ZM157 123V122H156ZM157 123V124H158ZM169 123V122H168ZM193 123V124H192ZM195 122H194V120L191 122V127H188V126H190L189 125V123L188 124H185L184 123V125H187V127H188V129H190L191 128V130H194V131H192V132H195V133H197L198 132V128H196L194 125H196V124H194ZM196 123H198V122H196ZM200 123V122H199ZM198 123V124H199ZM212 123V122H211ZM215 123H217V122H215ZM215 123H213V124H215ZM225 123V122H224ZM15 124H18V123H15ZM14 124V125H15ZM99 124V123H98ZM105 124H107V125H109L110 123H104V125ZM145 124H147V123H145ZM144 124V125H145ZM149 124L151 125V122H149ZM148 124V125H149ZM153 124V123H152ZM157 124H156V127H157ZM177 124V123H176ZM179 124V123H178ZM201 124V125H202ZM219 124V123H218ZM92 125H93V123H92ZM91 125V126H92ZM96 125V124H95ZM110 125H112V124H110ZM167 125V124H166ZM170 124H168L167 126H169ZM180 125H181V123H180ZM18 126H20V125H18ZM17 125H15V129H14V126H12L13 127V129L17 132V129L18 128H16V127H18ZM24 126H25V122H24V125H22V128H24ZM90 126V127H91ZM98 126H102V125H98ZM146 126V125H145ZM145 126H144V128H145ZM166 126V127H167ZM192 126H193V128H192ZM198 126V125H197ZM203 126V125H202ZM216 127H218V125H215ZM215 126H214V128H215ZM232 126V125H231ZM8 127V126H7ZM95 128H96V126H94ZM93 126H92V128H94ZM151 129H152V127H154V124H153V126H149ZM159 127V126H158ZM165 127V128H166ZM179 127V126H178ZM181 127H184V126H181ZM204 127V126H203ZM219 127H221V126H219ZM218 127V128H219ZM22 128L21 127H19V130H18V132L19 131H21L22 130ZM94 128V129H95ZM99 128V127H98ZM102 128V127H101ZM115 128V127H114ZM144 128H141V130H144ZM160 128V127H159ZM158 128V129H159ZM163 128V127H162ZM165 128H163V129H165ZM171 128V127H170ZM180 128V127H179ZM178 128V129H179ZM195 128H196V130H195ZM200 128H201V126H200ZM199 128V132L201 133V135L199 134V140L200 141H202L203 142V140L204 141H206L205 140V136H207V137H209L208 136V133L210 134V132H205V133H207V134H204V132L203 131H201V129ZM221 128H224V126L223 127H221ZM220 128V129H221ZM21 129V130H20ZM85 129V130H84ZM177 129V128H176ZM177 129V130H178ZM186 129V128H185ZM210 129V130H209ZM227 129V128H226ZM81 130V131H80ZM141 130H140V135H139V137L141 138L142 137V135L143 136H145V133H144V131H142L143 133H141ZM150 130V129H149ZM165 130H167V129H165ZM183 130V131H182ZM217 130V129H216ZM216 130L214 129V132L216 133L215 135H212V134H214V132H212V134H211V136L213 137L214 136V138L216 139V140H213L214 138H212V140L213 141H215V142H213L214 143V145H216V143H217V141H218V143H220V141L219 140H217L219 137H216L217 136V133L218 132H216ZM219 130V129H218ZM235 130V129H234ZM146 132H147V130H145ZM152 131H153V129H152ZM160 131V130H159ZM174 131V132H173ZM180 131V130H179ZM184 131H188V130H184V128L183 129H181V131L180 132H176L175 130H171V131H169V135L168 136H175L174 137V139H178V140H180L178 137H179V135H181V132H184ZM220 131V130H219ZM226 130H224L223 132H225ZM79 132H80V135H79ZM92 131H90V133H91ZM139 132V131H138ZM154 132V131H153ZM152 132V133H153ZM190 133H191V131H189ZM188 132V133H189ZM222 132V131H221ZM227 132H228V130H227ZM233 132V131H232ZM260 132H262V131H260ZM20 133V132H19ZM22 133H23V131H22ZM122 133V132H121ZM175 133H177V136L175 135ZM194 133V134H195ZM234 133H235V131H234ZM234 133H233V135H232V137L233 136H235L234 135ZM9 134V133H8ZM13 134H14V132H13ZM154 134V133H153ZM166 134H168V133H166ZM184 134H186V132H184ZM221 134V133H220ZM226 133H224L223 135H225ZM260 134V133H259ZM18 135V134H17ZM77 135H78V138H77ZM85 135V134H84ZM83 135V136H84ZM96 135V134H95ZM127 135V134H126ZM131 134H129V136H130ZM147 135V134H146ZM187 135V134H186ZM185 135V136H186ZM191 135H192V133H191ZM202 135H205V136H202ZM218 135H219V133H218ZM228 135V134H227ZM227 135H225V136H227ZM231 135V134H230ZM261 135V137L262 138H264V134H260ZM15 136H16V134H15ZM20 136V135H19ZM18 136V137H19ZM22 136H23V134H22ZM22 136H21V138H22ZM93 136V135H92ZM132 136H135V134L134 135H132ZM137 136H138V134H137ZM137 136H135V138H137ZM154 136H156V135H154ZM161 136V135H160ZM184 136V135H183ZM182 135L180 136V138L181 137H183ZM194 136H198L197 134L196 135H194ZM202 136V137H201ZM229 136V135H228ZM227 136V137H228ZM1 137V136H0ZM7 137V136H6ZM125 137H127V136H125ZM167 137V136H166ZM172 137V138H173ZM177 137V138H176ZM188 139H189V134H188ZM206 137V139L207 140H209V141H211L212 142V140L209 138H207ZM2 138V137H1ZM0 138V145L1 144H5V146H7V149L8 148H10V147H8V145H10L9 143H12V140H9V141H11V142H8V144L6 145V143H7V141L8 140H5L4 141V138L3 139H1ZM122 139H123V136L121 137ZM131 138V137H130ZM129 138V139H130ZM134 138V139H135ZM185 138V137H184ZM192 138H193V135H192ZM195 138V137H194ZM197 138V137H196ZM195 138V139H196ZM200 138H202V140L200 139ZM204 138V139H203ZM221 138V137H220ZM219 138V139H220ZM23 139V138H22ZM25 139V138H24ZM84 139H85V136H84ZM129 139H128V141L127 140H125V142H129ZM182 139V138H181ZM230 139V138H229ZM4 142H3V141ZM88 140V139H87ZM137 140V139H136ZM140 140V139H139ZM139 140H137V142L139 141ZM175 140V141H176ZM186 140V139H185ZM221 140V139H220ZM18 141V140H17ZM25 141H27V140H25ZM120 141V140H119ZM123 141V140H122ZM169 141V140H168ZM165 142V143H160V144H158V143H156L158 146H160V145H165L166 146V148L167 147H170V144H169V142ZM172 141V140H171ZM170 141V142H171ZM180 141H182V140H180ZM191 141H192V139H191ZM196 141L198 142V140L196 139ZM230 141V140H229ZM229 141H227V139H226V141L225 142H229ZM235 141H237V140H235ZM235 141H233V143H232V141H231V145L229 146V144L227 145V143H224V140H222V142L225 144L224 146H226V148L229 150V148H231L232 150L230 151L231 153H229V151L228 150H223V148H224V146L222 145V152H220L219 150L221 149V148H217L216 146H215V150L213 149V148H211V149H213V150H211V151H209L208 150V152H210L209 154H210V156H209V154H208V156L210 157V163H211V170H212V172H214V174L215 173H217L218 174V172H219V170H222L223 168L225 169V167H223L222 168V163L221 164H219L220 166V169H219V167H218V161H220L221 159L220 158H222V157H224L225 155H224V152H225V154H227V153H229V154H231V155H229V156H227L228 158H230V160H231V157H232V159H233V155H234V153H233V151H234V149H235V151H236V148H233L234 147V144H235ZM3 142V143H2ZM16 142V141H15ZM19 142H20V140H19ZM88 142V141H87ZM108 142V141H107ZM121 142V141H120ZM120 142H118V141H115V144H116V148H119V147H122V146H124L125 144L124 143H120ZM161 142V141H160ZM188 142H189V140H188ZM187 142V143H188ZM18 142H16V144H17ZM25 143V142H24ZM62 143V142H61ZM99 143V142H98ZM114 143V142H113ZM175 143H177V145L179 144V142H175ZM182 143H183V141H182ZM186 143V145H188V147H187V149L188 148H191L192 147V145H191V147H189V143L187 144ZM230 143V142H229ZM14 144V143H13ZM22 144H23V142H22ZM21 144V145H22ZM78 144V145H77ZM83 144V143H82ZM88 144V143H87ZM87 144L86 143H84L83 145L84 146H86L87 147ZM171 144L173 145L174 144V141L173 142H171ZM184 144V143H183ZM205 144H208V143H205ZM212 145V143H209V145ZM12 145V144H11ZM10 145V146H11ZM29 145V144H28ZM83 145H81V146H83ZM181 145V144H180ZM197 146H198V144H196ZM196 145H195V143H194V146L196 147ZM16 146V145H15ZM18 146H20V145H18ZM31 146V145H30ZM29 146V147H30ZM80 146V147H81ZM174 146V145H173ZM182 146V145H181ZM194 146H193V148H194ZM199 146H201V145H199ZM198 146V147H199ZM213 146V145H212ZM1 147H3V146H1ZM35 147H37V146H35ZM176 147V146H175ZM179 147V146H178ZM210 147V146H209ZM208 147V148H209ZM5 148V147H4ZM15 148V147H14ZM16 148H18V147H16ZM16 148L14 149V150H16ZM24 148H25V146H24ZM27 148V147H26ZM20 148H18V150H19ZM22 149V148H21ZM29 149H32V148H29ZM43 149V148H42ZM74 149H76V148H74ZM88 149V148H87ZM176 149V148H175ZM218 149V150H217ZM3 150V149H2ZM10 150V149H9ZM9 150H8V152H9ZM14 150H13V152H14ZM18 150H17V152H15V154H18L19 152H18ZM36 150V149H35ZM34 150V151H35ZM72 151H73V148L71 149ZM77 150V149H76ZM76 150H74V151H76ZM80 150H83V149H79V151ZM24 151V150H23ZM34 151H32L31 152V150L29 151H27V153H29V155H33L34 156ZM62 151H63V149H62ZM78 151V152H79ZM83 151H85V147H84V150ZM203 151V150H202ZM228 151V152H227ZM2 152H4V153H2ZM12 151H11V153H13ZM26 152V151H25ZM42 152H43V150H42ZM57 152H59V151H57ZM71 152V153H70ZM77 152V153H78ZM177 152H179V151H177ZM180 152V153H181ZM194 152H195V154H194ZM237 152V151H236ZM11 153H9L10 155H11ZM24 153V152H23ZM31 153V154H30ZM41 153V152H40ZM76 153V152H75ZM179 153V154H180ZM201 153V152H200ZM216 153V154H215ZM224 155V156H220V158H219V155L218 154H220V155H222V154ZM239 153H240V151H239ZM14 153H13V156L15 155ZM72 154H74V153H72ZM193 154H194V156H193ZM198 154V153H197ZM75 155V154H74ZM87 155H89V156H92V154H88L87 153ZM169 155H168V157H169ZM188 155H189V158L191 159H189V161H187L186 160V157L188 158ZM206 155V154H205ZM228 155V154H227ZM238 155V154H237ZM12 156V155H11ZM18 156V155H17ZM37 156V155H36ZM239 157H240V155H238ZM243 156V155H242ZM73 157V156H72ZM74 157H76V155L74 156ZM88 157V156H87ZM177 157H179V159H177ZM206 157V156H205ZM204 157V158H205ZM208 157V158H209ZM226 157V158H227ZM235 157V156H234ZM237 157V156H236ZM14 158V157H13ZM16 158V157H15ZM169 158V159H170ZM218 158L220 159V160H218ZM228 158H227V160H228ZM243 158H244V156H243ZM242 158V159H243ZM224 159V158H223ZM242 159H240V162L242 161V162H244ZM209 160V159H208ZM226 160V161H227ZM236 160V159H235ZM16 161V162H17ZM187 161V162H186ZM198 161V160H197ZM195 162L194 164H195V166L194 167H192L194 164L192 163L191 164V167H188L187 169H188V171H189V168L190 169H195V167L197 168L198 167V162ZM233 161V160H232ZM232 161H231V163L230 162H228L229 163V166H230V164H231V168H233V165H232ZM204 162V161H203ZM222 162H225V160L224 161H222ZM238 162V161H237ZM241 162V163H242ZM12 163H13V165H12ZM60 163H58L59 165H60ZM169 163V162H168ZM200 163H202V162H200ZM209 163V164H210ZM227 163V162H226ZM245 163V162H244ZM244 163H243V165H244ZM11 164V165H10ZM178 166H177V165ZM205 164V163H204ZM239 165H241L240 163H238ZM64 165V166H63ZM225 165H228V164H225ZM242 165V166H243ZM176 166V167H175ZM208 166V165H207ZM229 166H228V168H227V170L229 169ZM234 166H237L236 164L234 165ZM3 167H5V169L3 168ZM46 167V166H45ZM59 167V166H58ZM239 166H237V168H238ZM241 167V166H240ZM244 167H246V166H244ZM243 167V168H244ZM248 167V166H247ZM246 167V168H247ZM59 168H61V167H59ZM169 168V169H170ZM235 168V167H234ZM232 169V171L234 170V172H236V170L235 169H237V168H235V169ZM242 168V167H241ZM43 169V168H42ZM45 169V168H44ZM175 169H176V171H175ZM179 170V171H178ZM208 170H210V167L208 166V168H206V169H204V171L202 170V175H205V173L206 172H209L208 173V179L207 180H209V181H207V182H210V176L209 175H211L212 174V172L211 171H208ZM227 170H226V173H227ZM242 171H243V169H241ZM251 170V169H250ZM1 171V170H0ZM59 171H61L60 169H59ZM58 171V172H59ZM112 171L114 172L115 171V173L117 174V179L114 181V183H111V178L109 177V175L110 174H115V173H112ZM186 171V170H185ZM188 171H186L187 173H188ZM191 171V170H190ZM189 171V172H190ZM224 171V170H223ZM231 171V172H232ZM238 171L239 172H236L237 173V176L239 175V174H241L240 173V168L238 169ZM241 171V172H242ZM245 171H249L248 170V168H247V170L245 169ZM245 171H243V172H245ZM252 171V170H251ZM2 172V171H1ZM42 172V171H41ZM46 171H44V173H45ZM181 172V171H180ZM205 172V173H204ZM229 172V171H228ZM233 172V173H234ZM2 173H4V172H2ZM24 173H26L25 175H24ZM220 173H222V171H220ZM230 173V172H229ZM246 173V172H245ZM245 173H243V177H245L246 179H248L247 178V173L245 174ZM46 174V173H45ZM49 173H48V171H47V175H48ZM59 174V173H58ZM77 174V175H76ZM225 174V172H223V174H222V176H226L227 175V177H228V173L226 174V175H224ZM235 174V173H234ZM233 174V175H234ZM1 175V174H0ZM4 175H6V174H4ZM3 175V176H4ZM57 175V174H56ZM55 175V176H56ZM112 175H111V177H112ZM168 175V174H167ZM172 175H170L169 174V176H171L172 177ZM190 175H191V178H192V175H194L193 176V178H192V181L194 182L193 184L192 183H187V185H185L184 183L185 182H187V181H191V179H189L190 178ZM201 175V176H202ZM216 175V174H215ZM229 175H231V174H229ZM248 175L250 176V178H251V174L250 173H248ZM54 176V178H56ZM59 176V175H58ZM58 176H57V178L56 179H58ZM206 176V175H205ZM211 176H213L212 177V181L210 182V183H214V181H213V178H214V175H211ZM219 176H220V174H219ZM47 177V176H46ZM115 177L116 176H114V178L113 179H115ZM223 177L225 180H228L229 179V181H230V178L232 177ZM234 177V176H233ZM232 177V178H233ZM6 178V177H5ZM38 178H40V179H38ZM43 178H44V176H43ZM73 178V179H72ZM167 178V177H166ZM185 178V179H184ZM198 178L200 179V176H198ZM223 178L222 177H220V179H221V181H223ZM20 180H21V178H19ZM46 179V178H45ZM47 179H48V177H47ZM179 179V183L177 182V180ZM182 179H184V181L185 180H187V181H183ZM189 179V180H188ZM237 179V177H235V180ZM242 179V178H241ZM8 180V179H7ZM54 180V179H53ZM52 180V181H53ZM170 180V179H169ZM232 180V179H231ZM10 181V180H9ZM71 181L73 182V184L71 183ZM139 183H141V184H139ZM162 181V180H161ZM167 181V180H166ZM199 181L200 180H198L197 181V183H199ZM203 181V176H202V179H201V182ZM228 181V182H229ZM240 181V180H239ZM3 182V181H2ZM5 182H6V180H5ZM4 182V183H5ZM43 182H44V180H43ZM56 182H57V184H56ZM206 182V181H205ZM204 182V183H205ZM207 182H206V184H205V186H207ZM224 182V184L226 185V182L227 181H223ZM238 182V183H237ZM22 183V182H21ZM24 183V182H23ZM60 184V186H59V184ZM155 183V182H154ZM230 183V182H229ZM6 184V183H5ZM37 186H36V185ZM47 184V183H46ZM158 185H160L159 184V182L157 183ZM157 184H154V185H156V186H158ZM189 184H192V185H189ZM218 184V183H217ZM239 184H241V183H239ZM1 185V184H0ZM153 185V184H152ZM181 185V187H182V184H180ZM199 186L201 185V184H198ZM209 185V184H208ZM230 185H232V184H230ZM2 186V185H1ZM8 186V185H7ZM46 186H48V185H46ZM54 186V187H53ZM57 186V187H56ZM59 186V187H58ZM90 186V185H89ZM197 186V185H196ZM195 185H194V187H196ZM199 186H197V187H199ZM203 186V185H202ZM215 186H216V184H215ZM226 186H228L229 187V185H228V183H227V185ZM153 187V186H152ZM180 187V186H179ZM186 188V190H188L189 188ZM193 187V189H195L196 190V188H194ZM216 187H219V185H217ZM212 188L211 189V186L209 187V190L211 189V192H213V194H214V196H215V194L216 193H214V192H219V190H222L223 188L221 187V189H220V187L219 188ZM2 188H3V186H2ZM12 188V187H11ZM44 188V187H43ZM56 188V189H55ZM58 188V189H57ZM71 188V189H70ZM205 188V187H204ZM237 188H239V187H237ZM14 189V188H13ZM16 189V188H15ZM53 191H52V190ZM158 189H162V188H159L158 187ZM192 188H190V191L192 192V190H193ZM217 189H219V190H217ZM50 190V191H49ZM111 190H116V192L112 195V194H110V196H111V202H110V206L109 205H107L106 206V202H109L106 198H108V196H109V192L111 193ZM199 190H200V188H199ZM206 190L208 191V189L206 188ZM226 190V189H225ZM239 190H241V189H239ZM12 191H14V190H12ZM189 191V192H190ZM204 191V190H203ZM224 191V189L222 190V192ZM231 191V190H230ZM1 192V191H0ZM222 192L220 191L219 192V194L220 195H222ZM11 193V192H10ZM209 193V192H208ZM226 193V192H225ZM138 194H140V193H138ZM142 194V193H141ZM185 194V195H184ZM190 194V193H189ZM192 194V193H191ZM224 194V193H223ZM227 194V193H226ZM13 195H14V192H13ZM181 195V194H180ZM196 195V194H195ZM212 195V194H211ZM1 196V195H0ZM11 196V195H10ZM67 196H69V197H67ZM105 198H104V197ZM217 196V195H216ZM225 196V195H224ZM64 197H65V200H64ZM188 197H189V199H188ZM186 199H188L189 201H190V196H188ZM210 197H212V196H210ZM13 198V197H12ZM72 198H75L74 200H72ZM159 198V197H158ZM157 198V199H158ZM185 198V197H184ZM184 198H181L182 200L184 199ZM192 198V197H191ZM203 198H205V199H208L209 200V202H207V200H205V199H203ZM213 198H216V197H213ZM224 198V197H223ZM226 198H227V195H226ZM229 198V197H228ZM193 199H194V197H193ZM191 200V202L190 203H196L195 202V199L194 200ZM197 199H198V196H197ZM1 200V199H0ZM4 200H5V198H4ZM55 200V201H54ZM58 200H59V203H60V205H59V203H58ZM177 200L179 201V202H177ZM187 200V201H188ZM226 199H224V201H225ZM231 200H233V201H231ZM53 201H54V203H56V204H53ZM189 201H188V203H189ZM217 201V202H216ZM221 201H223V200H221ZM228 200L227 201H225L226 203L227 202H229ZM48 202H50V206H49V204H47ZM52 202V203H51ZM130 202V203H129ZM156 202V203H157ZM183 203L185 202V203H187L186 202V200H184V201H182ZM224 202V203H225ZM5 203V202H4ZM57 203H58V207H57ZM183 203H182V205H183ZM187 203V205H188V207H189V205H191L190 203L188 204ZM192 203V204H193ZM198 203V205H199V208H200V205H201V207H202V204H203V201H202V204H200L199 202H197ZM196 203V204H197ZM225 203V204H226ZM47 204V205H46ZM7 205V204H6ZM51 205H55V206H51ZM176 205H175V207H176ZM55 207V208H54ZM152 207V206H151ZM150 207V208H151ZM154 208H155V206H153ZM178 207V206H177ZM177 207L175 208V209H177ZM180 207V206H179ZM191 207V206H190ZM193 207V206H192ZM67 209V208H66ZM65 209V210H66ZM164 209V210H163ZM173 209V208H172ZM180 209H182V207H180ZM193 209V208H192ZM202 209V208H201ZM204 209H202V210H204ZM56 210V211H55ZM83 210V211H82ZM152 210V209H151ZM178 210V209H177ZM68 211V210H67ZM67 211H65L64 213L66 214V212ZM193 211V210H192ZM247 211V210H246ZM57 212H59V211H57ZM134 212V211H133ZM149 212H151V211H149ZM74 213V212H73ZM72 213V214H73ZM88 213V214H89ZM92 213H94V212H91V215H92ZM135 213H137V212H135ZM60 214H61V212H60ZM70 214V215H69ZM143 214H145V213H143ZM156 214V213H155ZM161 214V215H160ZM191 215H193V213H190ZM190 214H185V215H190ZM197 214H195V212H194V215L193 216H196ZM250 214H252L251 212H250ZM249 214V215H250ZM254 214V213H253ZM68 215L69 216H71V217H69V219L71 218L72 219V215H71V212L70 213H68ZM68 215L66 216V217H68ZM90 215V216H91ZM95 215V214H94ZM168 215H170V216H168ZM229 215V216H228ZM247 216V217H245V218H247V222H249V223H251V218H250V220L248 219L250 216ZM259 215H260V213H259ZM262 215H264V213H262ZM59 216V215H58ZM88 216V215H87ZM98 216V215H97ZM96 216V217H97ZM188 216H186L185 217V220H186V218H188ZM253 216V215H252ZM1 217H3L4 219H1ZM75 217V218H76ZM82 217V216H81ZM85 217V216H84ZM83 217V218H84ZM183 217L181 218V219H183ZM224 217V218H223ZM226 217H231V219L229 220L228 218V220H226ZM255 216H253V218H254ZM59 218H61V217H59ZM64 218H65V216H64ZM77 218H76V220H77ZM82 218V219H83ZM95 218V217H94ZM99 218V217H98ZM172 218V219H171ZM177 218V219H176ZM190 218V217H189ZM195 218V217H194ZM253 218H252V221H253ZM260 218H261V215H260ZM260 218H257V219H259L260 220ZM55 219V220H54ZM70 219V220H71ZM81 219V218H80ZM81 219V220H82ZM85 219V218H84ZM156 219V218H155ZM222 219V225H224L223 223L224 222H227V223H225V225H224V227H225V229H226V231H225V229H222V227H221V229H220V231H219V229L217 228L218 227V224L220 223H218V221L219 220H221ZM255 219V218H254ZM256 219V220H257ZM262 219H264V216H262V218H261V221H262ZM54 220V221H53ZM67 219H65V221H66ZM90 220V221H89ZM198 220V221H197ZM256 220H254L253 221V223H251V224H249V223H247V222H245L244 221V223L246 224L245 226H246V228H247V231L246 232H249V231H251V229L253 228H251L250 226L251 225H253V224H257V226L259 225H261L262 223H264V222H262V223H258V221L259 220H257V222H256ZM67 221H69V220H67ZM66 221V222H67ZM85 221V222H84ZM92 221V222H93ZM96 221H94V223L95 224H97L98 222H96ZM173 221H176L175 222V226L173 225V226H170V225H172V223H174ZM183 221V220H182ZM240 221V220H239ZM260 221V222H261ZM57 222V221H56ZM74 222V221H73ZM73 222H72V224H73ZM78 222V221H77ZM100 222L98 223V224H100ZM151 222V223H152ZM179 222H181V221H179ZM184 222V221H183ZM183 222H182V224H183ZM86 223H88V224H86ZM1 224V228L3 227L4 228V230H5V225H2V223H0ZM6 224V223H5ZM40 224V225H41ZM57 224H58V222H57ZM56 224V225H57ZM67 224V223H66ZM92 224V226H95V224H93V223H91ZM90 224V225H91ZM230 224V223H229ZM247 224H248V226H247ZM71 225V224H70ZM69 225V226H70ZM76 225V228H79V226L80 225H78V227H77V223L75 224ZM262 225H264V224H262ZM39 226V227H38ZM49 226V225H48ZM54 227L53 228H56L55 230H57V227L59 226V224L55 227V224L53 225ZM98 226V225H97ZM102 226V225H101ZM100 226V227H101ZM168 226H170L171 227V229L174 227L175 229L177 228V231H179V233H177L176 232V235H174V231H175V229H174V231L171 233V229L168 227ZM177 226V227H176ZM179 226H180V223H179ZM219 226H220V224H219ZM257 226L255 227V228H257ZM259 226H258V229H259V232H261L262 233V231H264V230H261L262 228H264V226H261L260 228H259ZM66 227H68V226H66ZM65 227V228H66ZM223 227V228H224ZM231 227L233 228V225H231ZM248 227L250 228V230H248ZM1 228H0V231H1ZM15 228H16V230H15ZM60 228V227H59ZM93 228V229H92ZM154 228H155V230H154ZM44 229V230H43ZM67 229V228H66ZM75 229V227L73 226V230ZM179 229H180V227H179ZM234 229V228H233ZM232 229V230H233ZM4 230H2L3 232H4ZM51 230H54V229H52L51 228ZM58 230H63V229H58ZM72 231L71 230V226L70 227H68V229L67 230H65V231ZM77 230V229H76ZM180 230H182V228L180 229ZM1 231V232H2ZM48 231H49V228H48ZM60 231V232H61ZM69 231V232H70ZM223 231V232H222ZM225 231V232H224ZM256 231V230H255ZM51 232V231H50ZM59 232V231H58ZM63 233H64V230L62 231ZM184 232V231H183ZM231 232V231H230ZM232 232H236V231H232ZM246 232H243L242 234H243V236L241 235V240H242V242H241V240L239 239V242L241 243H239L238 244V253H239V257L241 258L240 260H238L237 259V261L235 260V264H244L245 262L247 263V264H264V253H262L261 252V247L259 246V245H257L256 243H251L250 244V241H253L254 242V238H256L255 236H253L254 234H251V232H249L251 235H249V234H246ZM259 232H258V234H259ZM48 233V234H47ZM72 233V232H71ZM221 233V234H220ZM237 233V232H236ZM256 233V232H255ZM260 233V234H261ZM6 234V235H5ZM51 234H56L55 232L53 233V232H51ZM58 234V233H57ZM170 234H172V236L170 235ZM180 236V238L182 237V240H183V242H181L182 244V246L183 245H186L187 246V244H185V242H184V239L187 241L188 239H190V243H193L194 245H191V246H189V244H188V250H187V252H186V249L185 250H183V251H180V252H182V253H180L179 255H180V257L176 260V259H174L173 260V257H172V260H170V256H169V258L167 257V255H171V253L174 251H172L170 254H169V250L170 249H168L169 247H172L173 248V244H175V243H173L172 244V240H170L169 242H171L170 244H172L171 246H168V245H170L169 244V242H168V240L171 238L172 239V237H174L173 239L175 240V237H179L178 235ZM233 234V233H232ZM170 235V236H169ZM174 235V236H173ZM227 236H228V234H226ZM229 235H230V233H229ZM239 235V234H238ZM221 236V238H219ZM232 236V235H231ZM230 236V237H231ZM233 236H234V234H233ZM236 236H237V234H236ZM249 236H251V238H253V239H251ZM258 236V235H257ZM169 237V238H168ZM223 237V238H222ZM188 238V239H187ZM231 238H233V237H231ZM243 239H244V241H243ZM245 239H246V241H245ZM178 240V239H177ZM225 240V241H224ZM220 241V242H219ZM247 241H248V243L249 244H247ZM147 242H149V244L147 243ZM167 242H168V244H167ZM188 242V241H187ZM186 242V243H187ZM222 242V243H221ZM244 242H246V244H243ZM177 243H179V242H176V244ZM175 244V245H176ZM132 246V247H131ZM177 246V245H176ZM128 247L127 248H124V250L126 251V249H127V251H128ZM228 247H229V245H228ZM231 247V246H230ZM143 248H142V250H143ZM178 248H179V246H178ZM178 248H176V251H177V249ZM184 248H186V247H184ZM183 248V249H184ZM221 248H222V250H221ZM130 249V250H131ZM167 249H168V252H166L167 251ZM173 249H175V248H173ZM231 249H233V248H231ZM230 249V251H232ZM123 250V251H124ZM136 252H137V250L136 249H134ZM166 250V251H165ZM179 250H181V248L179 249ZM192 250V251H191ZM193 250H194V252H193ZM97 251H100L99 252V254L98 255H96V256H93L92 255V253H96ZM125 251L123 252V254L124 255H126L125 254ZM126 251V252H127ZM133 252V251H130V253H135L136 254V252ZM120 253H121V251H119ZM148 252V251H147ZM183 252H184V254H183ZM223 252V253H222ZM128 253V252H127ZM133 253H132V255H133ZM167 253V255H165ZM176 253V252H175ZM175 253H173V255L172 256H174V254ZM178 253V252H177ZM212 253V252H211ZM219 253V254H220ZM230 253V252H229ZM134 254V255H135ZM182 254V255H181ZM209 254V255H208ZM220 254V255H221ZM232 256H233V253L231 252L230 253ZM230 254L228 255V256H230ZM128 255V254H127ZM138 255H140V254H138ZM176 255V254H175ZM178 255V256H179ZM206 255H208L207 257H206ZM141 256V255H140ZM148 258H146V257ZM150 258H149V257ZM219 255H216V257L215 258H219L218 257ZM224 256H222L223 257V259H222V257H221V259L222 260H224ZM134 257H136V259H135V261L134 260H132V261H134L135 263H136V260H137V255L136 256H134ZM206 257V258H205ZM210 257V256H209ZM227 257V256H226ZM127 258V257H126ZM129 258V257H128ZM140 258V257H139ZM152 258V259H151ZM236 258V257H235ZM149 259H151L150 261H149ZM169 259V260H168ZM211 259V258H210ZM227 259H230V258H226V260L225 261H227ZM234 260H230V261H234ZM139 260H137V262H138ZM216 261H218L217 259H216ZM220 261V260H219ZM218 261V262H219ZM126 262V263H125ZM223 263H224V261H222ZM231 262V263H232ZM222 263V264H223ZM225 263H227V262H225ZM134 264V263H133ZM137 264V263H136ZM138 264H142V263H138ZM144 264H146V263H144ZM215 264H217V262L215 263ZM220 264V263H219ZM228 264H230V262H228ZM233 264V263H232Z\"/></svg>",
	"mask_w": 264,
	"mask_h": 264
},
{
	"label": "crops",
	"instance_id": "0c3cea01",
	"mask_svg": "<svg viewBox=\"0 0 264 264\" xmlns=\"http://www.w3.org/2000/svg\"><path fill=\"white\" fill-rule=\"evenodd\" d=\"M226 25V23L225 22H221V23H219V24H217V25H214L213 26V28L215 29V28H221V27H223V26H225ZM81 185V187H83V183H81L80 184ZM91 186V185H90ZM92 187V186H91ZM92 189V188H91ZM90 189V191H91V193H92V190ZM93 254H95V253H92V255Z\"/></svg>",
	"mask_w": 264,
	"mask_h": 264
}]
</instances>
